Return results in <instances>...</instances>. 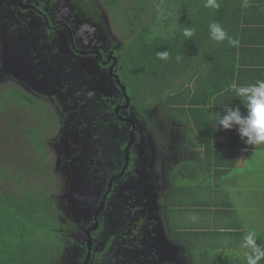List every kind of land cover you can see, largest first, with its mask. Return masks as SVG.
<instances>
[{
	"label": "flooded vegetation",
	"instance_id": "af4514ba",
	"mask_svg": "<svg viewBox=\"0 0 264 264\" xmlns=\"http://www.w3.org/2000/svg\"><path fill=\"white\" fill-rule=\"evenodd\" d=\"M101 6L0 0V88L28 90L40 103L6 112H14L23 153L35 160L56 206L60 243L50 264H199L175 222L184 191L169 171L181 156L179 134L161 99L144 103L127 90L123 42ZM85 23L95 32L77 35ZM32 127L44 139L42 151H32ZM52 154L55 164L45 160Z\"/></svg>",
	"mask_w": 264,
	"mask_h": 264
},
{
	"label": "trees",
	"instance_id": "16d2710c",
	"mask_svg": "<svg viewBox=\"0 0 264 264\" xmlns=\"http://www.w3.org/2000/svg\"><path fill=\"white\" fill-rule=\"evenodd\" d=\"M100 1L109 13L112 26L123 38L121 80L127 90L140 92L144 103L149 97L157 101L161 99L163 111L174 122L168 123L174 127L183 123V133L189 134L188 141L176 139V147L188 144L199 151V147L204 145L201 161L198 156L196 161L194 156L182 159L175 151L179 161L169 171L172 183L184 185L177 190L183 189L185 194L191 190L200 193L196 181L201 174L200 169L209 163V142L213 140L211 135L218 130V118L224 110L219 101L230 94L226 91H231L233 83L232 68H224L227 72L220 73L218 65L226 59L231 60L238 51L240 41L242 44L239 40L242 33H239L244 25H253V29L264 27V0H247V7L243 6L244 0H218L219 8L205 7L206 0ZM212 23H220L230 37L239 41L238 45H229L227 40L213 41L209 28ZM185 29L193 30V35L185 36ZM246 29L250 28L243 31ZM165 51L168 56L162 58L160 53ZM177 56L181 57L179 61ZM198 64L200 68L194 76L198 80L194 93H182L188 98L178 102L177 79H191ZM204 65L209 66V70H203L197 77ZM28 92L14 86L0 88V120L4 121L5 130L16 126L14 112H6L8 106L27 109L40 104ZM26 130L31 131L32 147L42 151L44 139L35 134L36 128ZM190 151L184 148L183 155ZM11 181L16 184L14 188L8 184ZM24 182L23 176L9 171L6 163L0 160V264H50L60 243V223L51 212V206H54L51 192L40 184L27 187ZM229 216L228 224L216 226L214 230H207V227H202L204 225L196 231L184 227L182 240L191 261L199 264H246L245 254L249 247L244 243L250 232L255 233L256 243L264 245L263 230L256 224L260 217L254 213L251 215L249 206L229 208ZM224 240L229 241L225 246Z\"/></svg>",
	"mask_w": 264,
	"mask_h": 264
},
{
	"label": "crops",
	"instance_id": "0c3cea01",
	"mask_svg": "<svg viewBox=\"0 0 264 264\" xmlns=\"http://www.w3.org/2000/svg\"><path fill=\"white\" fill-rule=\"evenodd\" d=\"M250 28L241 31L242 44L231 60L226 59L223 64L218 65L220 73H226L227 67L232 68L233 82L238 85H247L255 83L257 80H264V27L253 25H244ZM200 64L194 71L192 78H178L176 83L177 101L182 102L188 96L182 94L194 93V87L197 83L196 74ZM225 68V69H224ZM209 70V66L201 67L197 77L201 76L203 70ZM227 70V69H226ZM229 71V70H228ZM209 76V74H208ZM204 78H202L203 80ZM211 83V81H210ZM224 96L219 102V106L225 105L231 107L239 106L243 114H247V109L242 101L236 97L232 91ZM225 92V91H224ZM222 98V96H221ZM219 117V116H218ZM220 118V117H219ZM218 118V119H219ZM178 123V122H177ZM179 124V123H178ZM176 124L178 136L176 139L188 141L184 134L185 126ZM196 135V134H195ZM213 140L209 142L211 148L208 151L209 163L206 168H201V174L196 181V186L200 193L187 191L177 204L175 213V222L177 225L187 230H200L207 227V230L216 226H224L229 222V208L242 205L249 206V211L254 216L260 217L257 225L261 226L264 233V144L247 145L240 137L236 128L225 130L218 127V130L211 135ZM179 146V145H178ZM176 152L181 153L182 159L187 157L183 155L184 148L191 150L187 155L199 157L203 160L205 147H199V151L188 144L176 147ZM197 152V153H196ZM198 152H200L198 154ZM198 161V162H199ZM184 188V185H182ZM264 235V234H263ZM224 246L227 241H223Z\"/></svg>",
	"mask_w": 264,
	"mask_h": 264
},
{
	"label": "clouds",
	"instance_id": "9594fccd",
	"mask_svg": "<svg viewBox=\"0 0 264 264\" xmlns=\"http://www.w3.org/2000/svg\"><path fill=\"white\" fill-rule=\"evenodd\" d=\"M99 2L101 3L100 0ZM204 6L207 8L220 7L218 0H206ZM243 6H248L247 0H244ZM209 28L213 41L227 40L229 45H238L239 41L230 37L220 23H212ZM85 30H89L90 34H93L96 29L94 25L85 23L77 30V35ZM184 35L191 37L193 30L185 29ZM160 56L167 58L168 53L162 52ZM176 59L179 61L181 57L177 56ZM230 87L246 107L247 114H243L239 106L225 105L217 127H222L225 130L236 128L241 139L247 145L264 144V80H257L255 83L247 85H238L233 82ZM244 246L250 248V251L245 254L246 264H261V261H264V245L256 243L254 232H250L245 237Z\"/></svg>",
	"mask_w": 264,
	"mask_h": 264
},
{
	"label": "rangeland",
	"instance_id": "374dc122",
	"mask_svg": "<svg viewBox=\"0 0 264 264\" xmlns=\"http://www.w3.org/2000/svg\"><path fill=\"white\" fill-rule=\"evenodd\" d=\"M102 8L103 5L101 6ZM111 21V20H110ZM113 32L116 34V41H123L121 34H118L115 28L112 26ZM111 29V32H112ZM2 81L0 80V84ZM2 118V117H1ZM3 120H0V160L6 163L9 171H12L17 174V176H23L25 179L24 184L27 187H34L38 184L41 186L48 187V185L44 184V178L41 179L35 174V160H32L27 157L26 154L23 153L24 148L26 147L22 133L19 134L18 129H10L5 130V126L2 124ZM31 131L28 133V137H30ZM51 150V148H49ZM35 150L34 146L32 147V151ZM49 154V152H48ZM52 156V157H51ZM47 155L45 159L47 162L54 160L56 158V154ZM56 160H54L55 164ZM30 166V167H28ZM11 188H14L16 184L12 181L8 182ZM229 243V241H227ZM250 248L248 249V251Z\"/></svg>",
	"mask_w": 264,
	"mask_h": 264
}]
</instances>
